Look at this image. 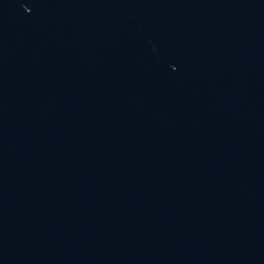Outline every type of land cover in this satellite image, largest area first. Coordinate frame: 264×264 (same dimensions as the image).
<instances>
[{
  "label": "water",
  "instance_id": "obj_1",
  "mask_svg": "<svg viewBox=\"0 0 264 264\" xmlns=\"http://www.w3.org/2000/svg\"><path fill=\"white\" fill-rule=\"evenodd\" d=\"M0 264H264V0H0Z\"/></svg>",
  "mask_w": 264,
  "mask_h": 264
}]
</instances>
